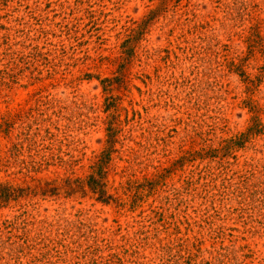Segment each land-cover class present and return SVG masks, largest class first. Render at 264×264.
<instances>
[{
    "label": "rangeland",
    "instance_id": "obj_1",
    "mask_svg": "<svg viewBox=\"0 0 264 264\" xmlns=\"http://www.w3.org/2000/svg\"><path fill=\"white\" fill-rule=\"evenodd\" d=\"M0 264H264V0H0Z\"/></svg>",
    "mask_w": 264,
    "mask_h": 264
},
{
    "label": "trees",
    "instance_id": "obj_2",
    "mask_svg": "<svg viewBox=\"0 0 264 264\" xmlns=\"http://www.w3.org/2000/svg\"><path fill=\"white\" fill-rule=\"evenodd\" d=\"M112 130V129H110ZM113 135H109V143L110 146L112 147ZM112 150L109 149L106 151V153L102 156V159L100 162L96 163L95 165L92 166L93 173L89 175L87 179H70L67 178L66 180L63 181L62 187H54L52 190H47V192L52 191L54 194H58L61 190H65L68 195H73L77 193H87V188L90 189L92 193L98 196V200L110 204L111 202H118V198L115 197L114 195H111L108 193L107 190V171L105 170V165L106 161L110 157V152ZM50 183H47V186H50ZM46 192V191H45ZM46 192V193H47Z\"/></svg>",
    "mask_w": 264,
    "mask_h": 264
}]
</instances>
